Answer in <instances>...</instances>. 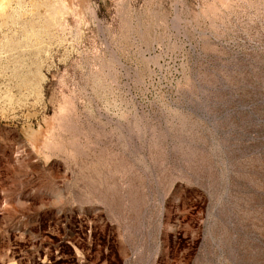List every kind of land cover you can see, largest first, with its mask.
Wrapping results in <instances>:
<instances>
[{
    "label": "rangeland",
    "instance_id": "374dc122",
    "mask_svg": "<svg viewBox=\"0 0 264 264\" xmlns=\"http://www.w3.org/2000/svg\"><path fill=\"white\" fill-rule=\"evenodd\" d=\"M0 264H264V0H0Z\"/></svg>",
    "mask_w": 264,
    "mask_h": 264
}]
</instances>
